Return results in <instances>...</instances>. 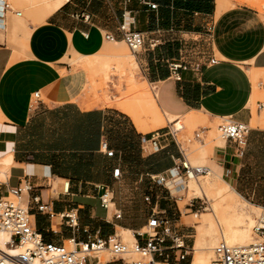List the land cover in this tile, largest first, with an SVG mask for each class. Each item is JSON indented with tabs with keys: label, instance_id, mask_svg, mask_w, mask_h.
Listing matches in <instances>:
<instances>
[{
	"label": "crops",
	"instance_id": "0c3cea01",
	"mask_svg": "<svg viewBox=\"0 0 264 264\" xmlns=\"http://www.w3.org/2000/svg\"><path fill=\"white\" fill-rule=\"evenodd\" d=\"M2 2L0 26L4 27L2 17L8 10L4 9L5 1ZM148 4H156V8ZM217 9V0H145V3L68 0L30 29L24 47L0 42V168L4 170L5 181L1 190L16 187L20 181L31 186L23 200L45 241L61 243L71 238L76 242L85 241L86 235L80 229L88 227L103 238L116 234L122 239V231L129 230L135 243V232L145 226L137 230L115 202L108 200V208L103 207L100 196L105 191L114 194L117 181L130 174L138 176V180L148 174L164 175L174 169V162L181 156L176 140L177 148L164 137L172 131L143 132L116 104L106 105L104 97L98 98L102 99L100 103H95V99L84 93V71L80 73L74 68L76 72H71L65 61V57L71 58L73 54L90 56L104 51L108 46L104 34L113 35L117 39L114 43H120L118 26L124 20L132 30L143 34V46H149L145 71L150 82L146 77L143 79L156 84L154 95L163 115L178 118L199 111L208 118L230 117L249 126L252 124L253 115L248 105L253 84L248 69L264 68V13L236 4L216 17ZM178 34L187 35L202 45L208 41L210 52L203 56L204 60L192 62L181 57L175 62V56L167 54L169 44L166 43L171 35ZM151 43L156 45L152 47ZM215 51L221 58H215ZM211 58L215 59L214 63L210 62ZM174 65H177L176 70H173ZM113 80L118 84L115 76ZM36 91L39 98L33 96ZM109 93L111 100L118 96L114 88ZM85 97L87 102H92L88 106L82 104ZM204 129L205 138L208 130ZM250 133L257 136V148L264 152V125L256 123ZM249 134L242 156H237L234 145L225 141V144L210 146L214 149L215 163L207 160L219 167L230 188L246 202L248 200L232 185L238 184L240 166L252 158ZM104 141L113 150L112 156L101 148ZM148 144L156 149L145 153ZM139 157L145 166L140 173H133ZM203 162V159L193 161ZM116 167L121 171L118 179L112 174ZM179 177V184L184 183ZM65 182L69 184L67 193L63 192ZM166 184L175 187L167 180ZM34 194L49 204L54 213L52 219L36 210L30 199ZM152 202L165 211V216L173 222V231L179 234L170 205L164 201L159 204L153 197ZM147 205L149 218L151 205ZM69 211L76 214L77 231L71 230L65 219L55 220L59 214ZM119 211L121 216L116 218L114 214ZM189 217L191 214L184 215L180 221L195 229L190 247L192 257L180 260L181 250H176L167 264H192L201 225L184 219ZM186 237L185 244L189 241ZM86 264H94L92 258L89 257Z\"/></svg>",
	"mask_w": 264,
	"mask_h": 264
},
{
	"label": "rangeland",
	"instance_id": "374dc122",
	"mask_svg": "<svg viewBox=\"0 0 264 264\" xmlns=\"http://www.w3.org/2000/svg\"><path fill=\"white\" fill-rule=\"evenodd\" d=\"M4 1L6 4H8L9 8L6 9L8 10L6 16L2 17L5 22L4 27L0 26V42L6 41L11 46L24 47L26 42V33L29 34L30 29L33 26L39 23L43 18L50 15L48 11L50 6L52 8L56 3H63L64 0ZM262 1L264 0H218V9L215 16L217 17L221 12L228 8L234 7L236 4H244L251 8L255 7L254 9L263 13L261 9L258 8L259 6H261L260 8H264V4H261ZM48 5L49 7H47ZM207 42L208 41H206L205 45H202V43L200 44L199 41H194L187 35H182V37L179 36V34L178 36L171 35V40L166 43L169 44L167 45L166 50L167 54H170L169 56H175V62H179L181 57L183 58V60L192 62L202 59L204 60L203 56H207L208 54L206 53L210 52V45L208 46ZM107 43L108 46L105 48V50L96 55L86 56L73 54L71 58L65 57V61L70 65L68 66L71 72H76L74 68H78L80 73L84 71V93L88 97L95 100H102L98 98L104 97L103 100L109 99L110 101L114 102L118 101L120 96H123V92L127 90L147 89L152 93L155 92L156 84H149L150 80H148V78L146 77L147 71H145V68H147L145 58L147 53L149 52L147 49L149 48V46L145 44L139 50L138 54L135 55L128 50L126 44L123 41H121L120 43L107 41ZM215 52V58H221L220 54L217 51ZM248 70L253 84V93L250 104L248 105L253 115L252 124H250V127L252 129V127L257 123V120L261 118V116H264V110H262V112L258 114L257 109L258 102H264V68H255L252 66ZM114 76L116 79H118V84L114 82ZM144 77H146L149 82L144 80ZM90 82H94V84H90ZM87 85L94 86L89 90ZM111 88H114L116 91V95H118L116 97H113L114 100H111L110 97L112 96L109 93ZM123 102L131 109L136 108L135 110H137L138 112H146L138 102L137 98L128 96L125 100H123ZM150 114L151 118L155 120V113L151 111ZM161 117L164 122V126L161 128L153 127V129L148 133L155 134L156 132H158L161 134L172 131L174 139L169 133L164 137H166L168 141H171L176 148V143H178L179 148L188 158V161H190L195 166H206L210 170L215 171L221 177L226 179L218 166H213V164L207 163L208 159L214 161L212 157L214 149H211L210 146L213 144H225V139L221 137L218 131V125L222 122L223 119L212 118L211 116H209L208 118L207 116H203L201 112L198 114L197 118L191 122L186 121L185 117L171 118L165 115H162ZM152 123V119L150 120V122L145 120L146 125ZM179 126L181 128H179ZM204 127H206V129L208 130L207 136L205 138L203 135V131L205 130ZM196 134H199V138H196ZM251 136L252 141H250ZM255 138H257L255 134H249L248 143L250 141V154L252 155V158H249L246 161V164L240 166L239 177L237 179L238 184L236 186L232 185L236 190L238 189L237 191L246 200H248V203L245 201V204L248 205L246 206L247 211L255 209L253 207H256L249 204V202L259 204L264 207V152H261L257 148L258 145L255 142ZM154 149H156L155 146L148 144L146 145L144 152L147 153V151H152ZM139 158L140 161L135 164V170L133 171V173H140V171H142L145 166V164H142L141 162V160H143L142 157ZM195 159H203L205 163H193ZM243 163L244 162L242 161L241 164ZM3 171L4 170L0 168V181H4ZM199 175L200 176L196 177L199 180L208 177V173ZM182 181L184 183L179 184L181 182V179L179 177L178 185L174 184L175 187L172 188L167 184V187L153 184L147 175H143L142 179L138 180V176H136L135 174H130L129 176H126V178H120V180H118L115 184L116 190H113L114 194L110 193L106 198H111V200L115 202V206H117V208L118 206L122 208L126 218L130 220V223L134 224L135 228L138 227L136 228L137 230L145 226L144 222L146 223L148 218L147 213L149 206L143 199L145 195H150L154 199L156 198L159 204L161 201L167 202L171 207V211L175 214L174 223L176 225L177 232L179 234L188 236L186 237V239H188L189 241L186 242V244H189V249L192 246V235L195 234V229L190 224H184L180 220H182L184 215L190 214L191 217L184 219L191 220L192 222L201 225V228L198 229L200 235L197 236V242H199L200 248H206L209 246V243L213 238V232L209 229V224H212L213 228H215V219L217 218L218 221L220 220V213L217 211L216 217H214L211 214L210 209L213 210L214 207L218 206V203L220 202L219 199H221V197L219 198V195H206L205 197L202 196L199 198L195 197V195L191 194L190 190L198 189L190 187L192 178H186L182 175ZM60 182L62 183V181ZM228 190L232 189L229 188ZM206 199L208 202L206 201ZM178 204L182 208H180ZM114 210L115 209H113V211ZM255 211L256 214L254 219L256 220L259 214L262 212V208L260 209V207H258ZM166 215H169L168 212H166ZM55 220L58 222L59 218L56 217ZM221 224V227L223 229V222H221ZM232 225L236 226V224L234 223ZM146 229L147 228L145 227L142 229V231H145ZM252 229L253 226L251 227L250 231L251 236H253ZM215 238L217 241L213 245H211L213 260V248L215 247V245L222 241L219 233L216 234ZM121 240L130 248H132L136 243H134V241L125 240L123 234ZM64 244L68 247H71V244L67 241L64 242ZM90 255L97 256L98 258L99 256H101V259L99 261L101 264H104L111 260L107 251L91 252ZM124 257L129 261H133L137 259V254L135 252H130L124 254Z\"/></svg>",
	"mask_w": 264,
	"mask_h": 264
},
{
	"label": "built area",
	"instance_id": "2783aa9c",
	"mask_svg": "<svg viewBox=\"0 0 264 264\" xmlns=\"http://www.w3.org/2000/svg\"><path fill=\"white\" fill-rule=\"evenodd\" d=\"M145 3V0H139ZM151 8H156V4H148ZM9 8L4 4V9ZM121 34V40L126 44L132 54H138L144 44L142 33L132 30L129 22L125 20L118 26ZM104 39L108 42H116L117 39L111 34H104ZM151 43L150 46H155ZM214 63L215 59L211 58ZM177 69L174 65L173 70ZM34 98H39V92L33 94ZM264 108V102L257 104L260 111ZM251 128L247 123L227 118L218 125V131L225 141L235 147V154L242 156L247 143V136ZM171 135L174 137L173 133ZM198 136V135H197ZM155 141V139H154ZM101 148L105 150L108 156L113 155V150L109 149L107 142L101 143ZM177 174L182 177H192L206 173V168L191 166L187 162L184 153L174 162ZM264 173V172H263ZM115 179L121 176L119 167L112 170ZM153 184L167 187L166 179L160 174H148ZM4 182H0V230L10 234V244L20 245L23 250L19 254H2L0 264H86L87 259L92 258L94 264H98L99 258L91 256V251L107 250L111 260L110 263L120 262L121 264H167L169 257L176 250H181L178 255L180 260L191 255L189 247L185 244L186 236L177 234L173 231V222L165 216V211L158 209L156 203L152 202L150 195L144 196V201L151 205L150 216L147 220L145 231H136V243L132 250L137 254V259L127 260L124 254L129 251V247L116 236L109 235L105 238L92 233L88 227L80 230L86 235V240L76 242L74 238V247H68L61 243L47 242L43 239L41 233L35 228L33 217L30 214V208L27 203L24 205L23 195L27 194L31 186L25 181H20L16 187H9L7 190H1ZM68 182L63 184V192H68ZM109 193L105 191L101 196V204L108 208L107 199ZM12 196V199L9 197ZM31 203L38 212L46 214L50 219L54 213L48 203L43 202L40 195L31 196ZM116 218L121 216L120 211L114 214ZM59 219H65L66 225L73 231L79 230L76 214L72 211L64 212L58 215ZM168 242V243H167ZM213 264H264V212L259 216L253 227V240L247 245H229L223 241L214 247ZM162 260V261H161Z\"/></svg>",
	"mask_w": 264,
	"mask_h": 264
},
{
	"label": "bare ground",
	"instance_id": "6f19581e",
	"mask_svg": "<svg viewBox=\"0 0 264 264\" xmlns=\"http://www.w3.org/2000/svg\"><path fill=\"white\" fill-rule=\"evenodd\" d=\"M2 1L3 0H0V8H2V3H3ZM66 1H68V0H64L63 3L58 2L52 8H51V6L49 7V5H48L47 7H49V10H48L49 13L52 14L55 10L59 9ZM261 4H264V1H262ZM217 7H218V0H217ZM260 7L261 6H259L258 8L261 9V11L264 13V8H260ZM26 34H27V36L29 35L28 33H26ZM90 84H94V82H90ZM93 86L94 85H88L89 90ZM128 96L137 98L138 102L141 104V106L147 112V114H150V112L153 111L155 113V120L153 118H151V114L147 115L146 112H142L141 110H140L141 112H138L137 110H135L136 108L131 109L127 105H125L123 100H125ZM86 99H88V98H86V97H85V99L83 98V102H82L83 106L84 105L88 106L92 103V102H87ZM100 101H102V100H95L94 102L100 103ZM103 101L105 102L106 105L116 104V106H118L120 109H122L124 112H126L132 118L137 129H139L143 132H149L153 129V127L161 128L164 126V122H163L162 117H161L163 114L161 113L160 109L158 108L154 92L152 93L147 89L127 90V91L123 92V96H120L118 101L113 102V101H110L109 99H105ZM263 109H261V110H263ZM199 113H200L199 111H193V112H190L183 117L186 118V121L191 122L197 118ZM227 118H229V117H223L221 119L225 120ZM151 119H152L153 123L146 125L145 120L150 122ZM257 123L264 125V116H261V118H259L257 120ZM175 126H176V124H175ZM248 127L251 128L249 125H248ZM179 128H181V127L179 126ZM196 138H199V134H196ZM187 162L189 163L188 160H187ZM191 166H194V165H191ZM197 167L206 168V173H204V174L208 173V177L203 178L201 180L196 178L197 176H200V175L190 177V178H192V181L190 183L191 184L190 187H192L194 189H198V190H190L191 194L195 195V197H198V198L202 197V196L205 197L206 195L207 196L219 195L218 197L219 198L221 197V199H219L220 202L218 203V206L214 207L213 210L210 209L211 210L210 212L214 217H216V212L218 211L220 213L219 216H220L221 221L220 220L218 221L217 218L215 219L216 220L215 221V225H216L215 228H213L212 224H209V226H210L209 229L213 232V238L210 241L208 247L200 248L199 242L196 243V246L194 248V253H193L194 257H193L192 264H213V255H212V246L211 245H213L217 241L215 238L217 233L220 234L221 240L223 242L229 244V245H247L250 243V241L253 240V236H251L250 231H251V227L252 226L254 227V225H253V224H255L254 222H256V220H257V219L255 220L254 217L256 214L255 210L258 207H253L255 209H251L250 211L248 210L249 211L248 212L247 207H246L248 205L245 204V200L240 195L235 193L234 190H228L230 188V186L225 179H223L221 176H218V175L214 174L213 172L209 171V168L206 166H197ZM204 174H201V175H204ZM162 176L167 180L168 184H170V185L178 184V182H179V177H178L177 170L175 167H174V169L167 171ZM203 189H205V190H203ZM24 194H25V192H24ZM9 198L12 199L11 196ZM206 201H207V199H206ZM24 205H25V203H24ZM263 212H264V208H262V212L259 214V216H261ZM221 222H223V224H224L223 229L221 227V225H222ZM233 223L236 224V226H233L232 225ZM252 231H253V229H252ZM140 232H143V231L140 230ZM122 234H123L125 240L135 241V239L133 237V233L131 231L123 230ZM10 242H11L10 234L6 231L0 230V256H2V254L15 255V254H19L22 252V250H23L22 246H20L18 244L17 245L10 244ZM68 242L71 244V247H74V243L72 240H69ZM131 250H132V248L129 247V251L126 252L125 254L133 252ZM104 251H107V250L91 251V252H104ZM91 252H89V254ZM213 253H214V248H213ZM99 255H100V253H99ZM214 259H215V256H214ZM36 264H38V263L36 262Z\"/></svg>",
	"mask_w": 264,
	"mask_h": 264
}]
</instances>
